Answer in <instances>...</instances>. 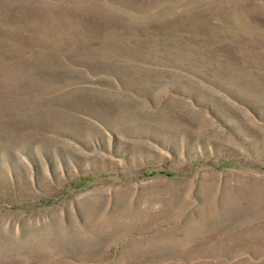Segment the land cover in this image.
I'll list each match as a JSON object with an SVG mask.
<instances>
[{
	"label": "rangeland",
	"instance_id": "obj_1",
	"mask_svg": "<svg viewBox=\"0 0 264 264\" xmlns=\"http://www.w3.org/2000/svg\"><path fill=\"white\" fill-rule=\"evenodd\" d=\"M0 264H264V0H0Z\"/></svg>",
	"mask_w": 264,
	"mask_h": 264
},
{
	"label": "bare ground",
	"instance_id": "obj_2",
	"mask_svg": "<svg viewBox=\"0 0 264 264\" xmlns=\"http://www.w3.org/2000/svg\"><path fill=\"white\" fill-rule=\"evenodd\" d=\"M44 114H45V113H44ZM45 118H46V117H45ZM48 118H50V119H48L47 122H50V121H51V122L53 123L54 120H55V119H53V118H56V115L53 114V113H52V114H49V117H48ZM46 119H47V118H46ZM51 122H50V123H51Z\"/></svg>",
	"mask_w": 264,
	"mask_h": 264
}]
</instances>
